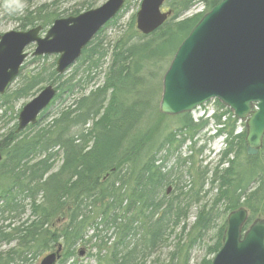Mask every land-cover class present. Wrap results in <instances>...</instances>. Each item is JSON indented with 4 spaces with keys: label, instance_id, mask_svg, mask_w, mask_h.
I'll use <instances>...</instances> for the list:
<instances>
[{
    "label": "trees",
    "instance_id": "trees-1",
    "mask_svg": "<svg viewBox=\"0 0 264 264\" xmlns=\"http://www.w3.org/2000/svg\"><path fill=\"white\" fill-rule=\"evenodd\" d=\"M220 1L205 0L209 10ZM192 3L171 0L175 14L157 31L144 35L132 29L133 19L124 34L105 46L101 35L118 23L126 1L124 9L83 49L69 76L59 75L54 61L28 72L30 63L48 56L32 57L0 95V118L6 128L0 138V245L15 244L0 253V264H25L31 255L34 258L60 245L57 264L79 256L81 245L87 246L96 264L144 263L157 256L188 219V211L201 200L208 181L219 184L221 193L200 210L187 241L182 244L180 237L168 263L163 264H189L188 252L215 228L220 215L244 206L250 222L264 216V143L258 155H247L246 132L238 131L244 122L215 100L217 108L211 115L194 120L191 113H183L181 126L165 134L166 128L153 124L165 115L157 108L148 112L149 100L144 96L148 76H155L163 64L167 70L202 17L180 18ZM83 5L65 11L67 16L92 8ZM12 15L23 29L37 25L46 29L62 12L43 4ZM102 75V83L91 87ZM48 84L57 88L51 103L61 106L56 116L47 109L35 125L17 132L16 104ZM211 120L215 135L225 138L222 158L209 180L205 170L197 189L190 183L184 191L179 171L188 159L179 158L170 166L172 156ZM243 154L247 162L238 161ZM223 164L228 167L220 169ZM186 227L184 222L182 233ZM223 232L224 226L209 248L211 253L219 250Z\"/></svg>",
    "mask_w": 264,
    "mask_h": 264
},
{
    "label": "water",
    "instance_id": "water-1",
    "mask_svg": "<svg viewBox=\"0 0 264 264\" xmlns=\"http://www.w3.org/2000/svg\"><path fill=\"white\" fill-rule=\"evenodd\" d=\"M165 0H142L136 27L149 35L162 27L172 11ZM125 0H107L78 15L54 20L44 36L38 25L0 34V95L18 77L30 55H57L56 72L63 75L83 49L124 8ZM57 93L45 86L19 111L17 132L37 123ZM217 99L246 123V152L255 156L264 139V0H221L204 14L183 40L163 77L160 111L192 112ZM2 153L0 151V161ZM249 221L248 210L229 212L222 244L210 264H264V218ZM62 246L39 264H57ZM83 251L80 252V255Z\"/></svg>",
    "mask_w": 264,
    "mask_h": 264
},
{
    "label": "rangeland",
    "instance_id": "rangeland-1",
    "mask_svg": "<svg viewBox=\"0 0 264 264\" xmlns=\"http://www.w3.org/2000/svg\"><path fill=\"white\" fill-rule=\"evenodd\" d=\"M107 0H9L8 3L4 2V0H0V34H3L8 31H21V30H27L23 29L20 26V22L13 18L12 12L13 11H20L22 8L26 7H37L43 4L52 5L59 13L62 12V16L58 18H65L68 17L67 14L69 9L72 7H78L83 8L81 4L84 2V7H98L102 5ZM128 5L126 6L125 12H123L121 18L119 19L118 23L116 25H111L108 28L104 30V32L101 35V38L105 42V46H107V42H113L117 40L122 34H124L129 27L131 26V22L134 19V24L132 29L137 30L136 27V13L140 7L142 0H126ZM169 1L166 0L162 11L172 10V16L175 14V11L173 8L169 5ZM86 10L84 8L82 11ZM209 11V8L207 6V3L205 0H193V3L189 10L182 13L180 18H187L192 17L196 14H202V16ZM64 12V13H63ZM50 28L47 27L45 30H43V34L46 33V31ZM138 31V30H137ZM139 32V31H138ZM44 36V35H42ZM35 49V44L30 45L26 50L28 53H32ZM32 56L30 55L27 58L28 64L30 63ZM57 55H50L46 59L41 60L39 63H30L26 70L28 72H35L39 65L41 63L49 64L51 62H56ZM75 65V64H74ZM106 66V65H105ZM165 67V68H164ZM157 67L152 68V70H155ZM166 66L163 64V67H159L157 70V73L155 76H148L147 82H146V92L144 96H146V99L149 100L148 105V112L155 111L157 108V112L160 111V101L162 97V91H163V73L165 74ZM75 70L74 66L70 67L67 72L65 73V76H69L73 71ZM82 74V71H79ZM147 72V71H146ZM148 73V72H147ZM146 73V74H147ZM103 81V75L101 78H99L94 84H91V87H95L97 83H102ZM161 83L162 87L160 88L159 84ZM156 86V87H155ZM39 93V92H38ZM36 93V95L38 94ZM35 95V96H36ZM35 96H31L27 99H23L19 101L16 104V111L19 113L21 108L29 102L32 98ZM215 100H211L209 103L206 104V106H201L200 108H197L195 111L191 112V115L193 119H198L199 117L204 116L206 118L207 116L211 115L214 111H216V103ZM61 108L58 102L51 105L47 112L51 113L52 116H56L55 114L57 111ZM161 112V111H160ZM1 114V112H0ZM47 114V113H46ZM159 117L158 119H155L153 124H155V127L165 129L164 132L167 134L170 131H174L177 128L181 126V115H167ZM50 116V117H52ZM52 118H49L51 120ZM48 120V121H49ZM245 123V121H243ZM5 123L4 118H0V138L2 133L5 131ZM245 130L246 132V125L241 124V126L238 128V131ZM215 126L213 124V120L210 121V124L208 127L204 128L202 131L197 133L192 140H187L184 145L180 148L178 151L179 153H175L172 156V161L170 162V166L174 164L173 162L180 158L184 160V158L188 159V162L184 164V166H181L180 168V181L179 186L180 188H183L184 191L189 190L190 183L196 184L193 186L197 189V186L200 183V176H202V180H204V171L207 170L208 174L206 175V179H210L215 167L218 165L220 159L222 156H220L221 153H219L220 150L224 149L226 146L225 138H219L215 135ZM157 132V129H156ZM193 142H195V148L194 150H189V147L192 146ZM192 143V144H191ZM202 149L201 152L199 150ZM233 158V156L231 157ZM190 159V161H189ZM238 161L240 162H247L246 156L240 155ZM60 165V162L57 163V166L55 169L58 168ZM191 166V168H190ZM228 167V164H223L220 166V169ZM189 170H191V173L189 174ZM210 181L207 182V185L201 192V200L198 203H195L191 206L190 210L188 211V219L186 221H183L173 232L171 237L168 238V241L165 246L162 247V250L159 252L157 256L154 258H151L148 261H145L141 264H163L168 263L171 254L173 253L175 249V244L178 242L179 238L181 237V243L187 241L188 233L190 232L192 226L198 219V213L200 210H202L205 206H210V204L213 202V199L218 196L221 192V187L219 184H210ZM171 190V189H170ZM222 206V205H221ZM27 215V214H26ZM25 215V218H27V215ZM228 213H225L223 215H220V218L215 222V228L208 231L205 235L204 239H202L200 242H198L189 252V264H207L208 261L212 260L214 255L211 253V250L209 249L211 246H213L217 240V233L220 228L224 226V229L226 227V221H227ZM263 217L257 216L256 218ZM184 222L187 224L186 230L184 233L181 232L182 226ZM183 244V243H182ZM15 244L0 245V253H5L8 249L13 247ZM82 250L83 254L77 256L73 260L67 262L66 264H96V260L88 255V248L87 246H79L78 251ZM52 251L47 252H41L37 253L35 257L33 258L31 255V258H29V261H27L25 264H39L40 261L43 259V257L47 254H49ZM94 253L95 250H92ZM159 259L160 261L156 262V259Z\"/></svg>",
    "mask_w": 264,
    "mask_h": 264
},
{
    "label": "flooded vegetation",
    "instance_id": "flooded-vegetation-1",
    "mask_svg": "<svg viewBox=\"0 0 264 264\" xmlns=\"http://www.w3.org/2000/svg\"><path fill=\"white\" fill-rule=\"evenodd\" d=\"M79 14V13H78ZM77 15V14H76ZM72 16H74V15H72Z\"/></svg>",
    "mask_w": 264,
    "mask_h": 264
}]
</instances>
